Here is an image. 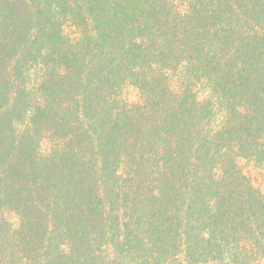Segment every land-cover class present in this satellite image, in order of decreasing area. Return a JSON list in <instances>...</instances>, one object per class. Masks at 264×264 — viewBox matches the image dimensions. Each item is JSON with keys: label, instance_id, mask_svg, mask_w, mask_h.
I'll return each mask as SVG.
<instances>
[{"label": "trees", "instance_id": "trees-1", "mask_svg": "<svg viewBox=\"0 0 264 264\" xmlns=\"http://www.w3.org/2000/svg\"><path fill=\"white\" fill-rule=\"evenodd\" d=\"M177 1L0 0V264L264 258V0Z\"/></svg>", "mask_w": 264, "mask_h": 264}, {"label": "rangeland", "instance_id": "rangeland-1", "mask_svg": "<svg viewBox=\"0 0 264 264\" xmlns=\"http://www.w3.org/2000/svg\"><path fill=\"white\" fill-rule=\"evenodd\" d=\"M177 7L181 11H186L187 5L179 0L177 1ZM74 31V27H66V32L72 33ZM180 80H182V78L180 77L179 73L176 72L175 74H171L169 82L172 83L173 88L178 90L179 84L182 83ZM196 91L199 92L203 97L207 95L205 93L206 90L204 91L203 89H201L200 83L198 84ZM123 97L130 104H137L141 102V96L139 94V91L135 87L129 86L125 88ZM45 148L46 146L44 147V149ZM236 153H239L236 148H231L228 151L229 156L235 158V161L237 162L239 168L251 181L252 185L259 191L264 193V160L261 162H255L254 160L243 158L241 156H236ZM11 220H14V218ZM256 264H264V258L259 259Z\"/></svg>", "mask_w": 264, "mask_h": 264}]
</instances>
